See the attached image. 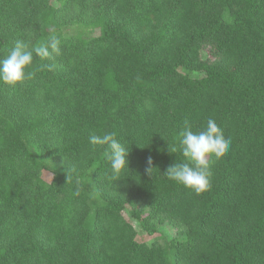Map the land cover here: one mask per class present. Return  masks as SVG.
I'll list each match as a JSON object with an SVG mask.
<instances>
[{"label":"trees","instance_id":"obj_1","mask_svg":"<svg viewBox=\"0 0 264 264\" xmlns=\"http://www.w3.org/2000/svg\"><path fill=\"white\" fill-rule=\"evenodd\" d=\"M50 29L61 55L0 82V264H264V0H0V61ZM210 118L231 149L197 195L164 173ZM105 132L129 150L116 180ZM124 212L175 237L139 242Z\"/></svg>","mask_w":264,"mask_h":264},{"label":"clouds","instance_id":"obj_2","mask_svg":"<svg viewBox=\"0 0 264 264\" xmlns=\"http://www.w3.org/2000/svg\"><path fill=\"white\" fill-rule=\"evenodd\" d=\"M34 33L31 30L26 32V39H18L8 55L0 61V82L8 86L23 84L26 80H31L35 72L27 71L30 67L33 56L41 61L51 58L53 55H61V40L54 29L49 30L46 39L33 43ZM55 64H41L40 71H53ZM179 151L184 161L170 165L164 175L169 179L182 184L185 188L192 190L197 195L211 188L210 177L212 175L210 164L213 160H220L231 149V139L225 138L222 129L213 119H208L206 128L194 132L189 121L185 120L182 130L178 134ZM89 142L92 145L106 146L105 157L110 161L112 179L116 180L120 172L126 167V157L129 154L117 139L115 132H105L103 135L91 134ZM177 147H172L170 152L175 153ZM153 161L151 156L146 159L145 173L151 176L153 172ZM71 170L66 175V182L72 177ZM76 195H79L77 189Z\"/></svg>","mask_w":264,"mask_h":264},{"label":"rangeland","instance_id":"obj_3","mask_svg":"<svg viewBox=\"0 0 264 264\" xmlns=\"http://www.w3.org/2000/svg\"><path fill=\"white\" fill-rule=\"evenodd\" d=\"M73 28H68L64 31V33L67 35V34H71L73 33ZM81 36L82 37H90L91 35H96L97 32H95L94 34H91V33H88L86 31H81ZM204 56L207 54L206 51L203 52ZM42 178L45 180V181H49L51 179V174H49L48 172H42ZM123 216L124 218L129 222L131 223L134 228L136 229L137 231V236H136V240L139 241V242H149L151 241L152 239H156L161 245H164L166 244L171 238H174L175 237V232L173 229H170L168 228L167 226H163V225H160L158 227V232L155 233L153 236H147L145 233L141 232L140 229L138 228L137 224L132 221L129 217V215L127 214V212H124L123 213Z\"/></svg>","mask_w":264,"mask_h":264}]
</instances>
